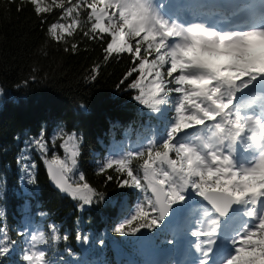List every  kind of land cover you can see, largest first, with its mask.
<instances>
[{
    "label": "snow or ice",
    "instance_id": "obj_1",
    "mask_svg": "<svg viewBox=\"0 0 264 264\" xmlns=\"http://www.w3.org/2000/svg\"><path fill=\"white\" fill-rule=\"evenodd\" d=\"M44 22L45 14L60 15L47 28L57 41L72 36L86 17V38L104 45L103 59L128 54L132 67L120 81L138 92L134 99L156 117L168 120L163 139H149L135 152L109 157L99 165L100 173L112 170L106 182L136 191L134 208L125 214L122 193L117 203L121 214L113 234L121 237L169 231L193 238L192 264H264V6L231 4L227 30L204 22L187 25L170 21L162 14L164 5L155 0H29ZM22 10V9H21ZM193 17H213L218 9L194 4ZM66 21V22H62ZM72 49L77 48L73 44ZM88 79H96V69ZM135 74V75H134ZM130 81V82H129ZM147 82V83H146ZM119 87V86H118ZM244 98L245 103L238 102ZM259 114H247L257 101ZM86 110L85 105L79 106ZM170 110V116H166ZM202 127L186 139L189 129ZM63 142L67 159L48 158L49 140L33 137L27 147L38 150L47 172L59 191L86 206L105 200V194L86 182H69L76 175L82 138L76 131L58 127L52 135ZM249 153L238 159V153ZM173 155L175 158H173ZM142 160L138 166L133 159ZM27 155L18 163L34 185L37 165ZM0 215H3L0 212ZM27 235L26 247L0 223V264H56L45 246L67 241L55 225ZM87 242L86 237H77ZM139 242V240H138ZM101 245L104 243L100 241ZM15 254V255H14Z\"/></svg>",
    "mask_w": 264,
    "mask_h": 264
},
{
    "label": "trees",
    "instance_id": "obj_2",
    "mask_svg": "<svg viewBox=\"0 0 264 264\" xmlns=\"http://www.w3.org/2000/svg\"><path fill=\"white\" fill-rule=\"evenodd\" d=\"M59 15V10L45 14L42 22L29 0H0V223L17 241V250L27 246L28 236L21 233L50 234L49 226L54 224L61 237L68 236L67 241L45 246L56 264H129L131 260L146 264L149 246L164 244L171 249L173 243L166 240H172L173 234L160 229L128 237L113 234L122 211L119 196L129 194L124 196V210L130 214L137 194L119 188L116 180L106 182L107 175L116 174L112 170L101 174L99 165L109 157L142 149L151 138L163 139L168 120L140 105L134 99L138 92L130 90L128 82L120 84L132 67L130 56L105 61L102 42L83 35L86 17H81V27L72 36L63 41L52 38L47 28ZM94 68L96 79H88ZM170 114L166 110V116ZM60 126L82 138L77 174L69 173V180L80 182L78 175L83 174L86 182L105 194L104 201L83 210L80 202L52 185L40 152L27 147L33 137L44 134L49 140L48 158L56 154L64 159L68 154L60 148L63 141L52 143ZM187 131L192 136L199 132ZM25 155L30 157L26 163L37 165L32 170L34 185L26 183L23 165L18 163ZM140 163L141 159H133L135 166Z\"/></svg>",
    "mask_w": 264,
    "mask_h": 264
},
{
    "label": "rangeland",
    "instance_id": "obj_3",
    "mask_svg": "<svg viewBox=\"0 0 264 264\" xmlns=\"http://www.w3.org/2000/svg\"><path fill=\"white\" fill-rule=\"evenodd\" d=\"M179 1L180 0H155L156 4L158 6L161 5V4L164 5V8L161 10L162 14H164L165 17L167 19H169L170 21L175 20L177 22H178V13L175 16V15H173L172 12L174 11V8H173L174 4L175 3H179ZM212 1L204 0V2L202 4H200V5H204L205 6V10H207L208 8L220 9V10L224 9V10H222L223 13H224L223 15L228 17L229 12H230V9H228V8H229V4H230L231 0H225V2H223V3H225V6H222L221 5L222 3H218L217 4L218 6H215V5H213ZM180 3H182V5H181V7L183 8L182 12H184L187 9L189 4L185 3V2H182V1ZM189 17H193V16L190 15ZM213 17L216 18V16H213ZM230 22L232 23V22H234V20L230 21ZM221 23H225V21L221 22ZM247 99H250V98L242 99L241 101L238 102L237 106H239V104L245 103ZM261 103L262 102L258 100L256 102V104L252 108H250V109H242V111H244L247 114H259L260 109H258L257 105H260ZM199 132H200L201 135H207V133L205 132V130L202 127H200ZM192 137L193 136L191 134H189L187 136V139L191 140ZM248 155H249V153H245L242 158H246ZM64 159H67V156ZM190 239H191V237H188V242H189L188 246L189 247H190V242L192 241V240L190 241ZM166 241H168V240H166ZM162 246L168 249V247L165 246L164 244H162ZM162 246L161 245H155V244L149 246V249L147 251V259H144V261L147 262L146 264H164V263H166V264H173V263L176 264L177 263L176 260L172 259L173 256H174V253H173V255L172 254L168 255V251L164 250V248ZM176 246H175V248H176ZM190 253L193 255L192 258H195L194 251H192L190 249ZM192 258H190L189 261ZM128 260H130V259H128ZM194 260L195 259H192V261H194ZM132 263H135V262H133L132 260L129 261V264H132Z\"/></svg>",
    "mask_w": 264,
    "mask_h": 264
},
{
    "label": "water",
    "instance_id": "obj_4",
    "mask_svg": "<svg viewBox=\"0 0 264 264\" xmlns=\"http://www.w3.org/2000/svg\"><path fill=\"white\" fill-rule=\"evenodd\" d=\"M50 180H51V178H50ZM69 182H70V180H69ZM51 183H52V185L54 186V187H56L55 186V184H54V182L51 180ZM71 183V182H70ZM57 188V187H56Z\"/></svg>",
    "mask_w": 264,
    "mask_h": 264
},
{
    "label": "bare ground",
    "instance_id": "obj_5",
    "mask_svg": "<svg viewBox=\"0 0 264 264\" xmlns=\"http://www.w3.org/2000/svg\"><path fill=\"white\" fill-rule=\"evenodd\" d=\"M174 264V263H173Z\"/></svg>",
    "mask_w": 264,
    "mask_h": 264
}]
</instances>
